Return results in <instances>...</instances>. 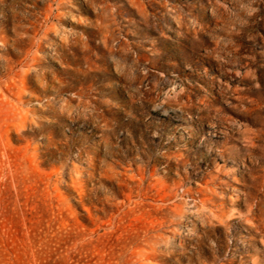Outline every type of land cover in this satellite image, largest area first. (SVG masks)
Listing matches in <instances>:
<instances>
[{
	"label": "rangeland",
	"instance_id": "1",
	"mask_svg": "<svg viewBox=\"0 0 264 264\" xmlns=\"http://www.w3.org/2000/svg\"><path fill=\"white\" fill-rule=\"evenodd\" d=\"M264 264V0H0V264Z\"/></svg>",
	"mask_w": 264,
	"mask_h": 264
},
{
	"label": "bare ground",
	"instance_id": "2",
	"mask_svg": "<svg viewBox=\"0 0 264 264\" xmlns=\"http://www.w3.org/2000/svg\"><path fill=\"white\" fill-rule=\"evenodd\" d=\"M255 264V263H254Z\"/></svg>",
	"mask_w": 264,
	"mask_h": 264
}]
</instances>
